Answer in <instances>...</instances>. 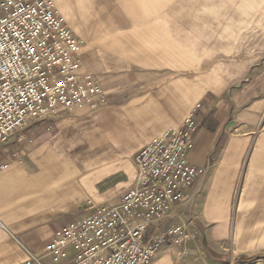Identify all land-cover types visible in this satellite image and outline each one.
I'll return each mask as SVG.
<instances>
[{
    "label": "crops",
    "instance_id": "0c3cea01",
    "mask_svg": "<svg viewBox=\"0 0 264 264\" xmlns=\"http://www.w3.org/2000/svg\"><path fill=\"white\" fill-rule=\"evenodd\" d=\"M55 3L85 41L82 71L108 103L60 108L19 147L0 148V264L42 256L89 205H120L135 187V155L199 103L191 160L204 174L166 223L188 207L200 246L176 264H235L230 252L264 264V0ZM187 233L191 250L197 235ZM170 251L154 264H170Z\"/></svg>",
    "mask_w": 264,
    "mask_h": 264
},
{
    "label": "built area",
    "instance_id": "2783aa9c",
    "mask_svg": "<svg viewBox=\"0 0 264 264\" xmlns=\"http://www.w3.org/2000/svg\"><path fill=\"white\" fill-rule=\"evenodd\" d=\"M84 42L55 0H0V143L32 120L75 107H102L107 95L82 71ZM202 103L134 157L135 187L120 205H89L66 223L40 257L25 264H151L160 229L189 203L204 172L191 160ZM8 168L0 167V174ZM181 226L169 235L182 234Z\"/></svg>",
    "mask_w": 264,
    "mask_h": 264
},
{
    "label": "rangeland",
    "instance_id": "374dc122",
    "mask_svg": "<svg viewBox=\"0 0 264 264\" xmlns=\"http://www.w3.org/2000/svg\"><path fill=\"white\" fill-rule=\"evenodd\" d=\"M60 13V12H59ZM61 14V13H60ZM62 16V14H61ZM63 17V16H62ZM64 18V17H63ZM65 19V18H64ZM263 21H264V14H263ZM76 34V33H75ZM77 35V34H76ZM78 36V35H77ZM79 37V36H78ZM81 39V38H80ZM83 42H84V47L86 45L85 41L83 39H81ZM107 95V94H106ZM107 99H108V96H107ZM48 116V115H47ZM46 117V116H45ZM44 118V117H43ZM41 119H37V120H32L30 125H28L27 127H25L23 130L19 131L16 135H14L9 142L7 143H3V144H0V148H4V149H15L16 146L19 147V144H18V139L20 137H23V136H26V131L28 129H30L34 124H37L39 123ZM166 133V132H165ZM74 145L77 144V143H73ZM80 147H83L84 146V142L83 141H80L79 143ZM70 147V146H69ZM31 148V147H30ZM26 153L27 152H32L31 150H26L25 151ZM29 166H32L31 164H27ZM88 208V207H87ZM86 208V209H87ZM85 213V211H84ZM194 219H192V217L190 216V210L188 209V207H185L182 209L181 211V215L180 217L178 218V220H175V222H168L166 223V225H164V227H162L160 229V232L162 233V235H164L162 237V241H161V244L159 246V248L157 249V252L155 254V257L152 261L151 264H154L155 263V259L156 257L158 256V253L163 250L164 248H167V251H170V248H177V249H180L181 250V253L179 251H170L168 252V258H169V262L170 264H176V262H178L182 257H185L187 256L188 253H190L192 251V249L195 250L196 247H199L200 246V241H199V236H200V231H199V227H198V224L197 222L193 221ZM177 223H186V227H183V234H177V235H169L168 232L170 229H172L173 226L177 227ZM187 231V235H188V239L190 237V234L191 235H197L196 237V240H193L191 239V242H190V245H191V250H187L184 249L185 247V243L187 242V238H185V234L184 232ZM190 233V234H189ZM204 245V244H203ZM228 246V243L225 244ZM183 247V248H182ZM188 252V253H187ZM230 256H235V264H242V262H244L245 260H241V257L237 254L233 255V253L230 252ZM251 259H254V258H251ZM250 259V260H251ZM198 260V259H197ZM206 260H209V259H206Z\"/></svg>",
    "mask_w": 264,
    "mask_h": 264
}]
</instances>
